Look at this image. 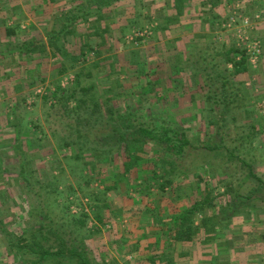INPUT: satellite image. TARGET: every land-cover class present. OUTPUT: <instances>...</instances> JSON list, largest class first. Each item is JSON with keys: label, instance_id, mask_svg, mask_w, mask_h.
<instances>
[{"label": "rangeland", "instance_id": "374dc122", "mask_svg": "<svg viewBox=\"0 0 264 264\" xmlns=\"http://www.w3.org/2000/svg\"><path fill=\"white\" fill-rule=\"evenodd\" d=\"M253 1L257 4V0ZM144 2L135 0L137 7ZM236 2L246 6L244 0ZM147 13L150 14V11L146 10ZM149 19L148 22L155 20L153 17ZM94 22L91 25L96 26L97 37L86 39L85 33L78 39L74 26L65 36L54 40V45L49 43L55 55L53 58H56L53 61L60 64L47 80H59L60 83L65 76L73 75L76 106L71 97L58 103L60 98L51 96L54 89L46 92L45 85H40L47 81L44 80L39 86L43 88L47 102L39 96L36 100L38 104L32 106L31 113L20 110V133L32 134L35 130L42 137L36 132V136L28 138L30 141L26 146L23 142L27 141H23L19 149L25 148V151H19L17 160L14 156L16 151L14 155L6 154L8 163L16 160L15 165L21 167L5 165L0 177V264H31L38 260L36 252L40 248L57 247L61 245V239H69L74 232L81 239L87 231L74 225L76 217L73 214L81 217L83 212L89 216L87 228L90 233L84 242L87 247L84 257L88 264L107 261L114 264L112 260L116 264H145L138 262L134 254L131 255L133 259H128L129 253L121 251L117 254L114 253L117 250L113 252L109 249L113 232L117 230L115 235L122 244L131 241V235L126 233V222L120 223L118 228L109 222V214L121 218V222L126 213H123L126 208L123 201L131 205L137 203L136 206L146 202L148 208L152 207V201H156L155 209H158L166 206V201L171 202L174 196L182 198L195 193L215 197L217 206L225 207L219 214L222 219L231 220L240 213L244 219H249L254 214V222H259L260 234L255 238L263 243L264 252V54L260 70L256 72L257 80L261 82L260 89L250 91L247 103L237 111L236 120L231 123L230 135L221 145L219 137L214 134L215 128L210 125L206 92L184 50L207 44L221 46L222 43L215 42L214 38L209 40V34L205 40L186 39L180 44L182 53L179 51L176 56L166 57L167 51L169 53L165 49L167 44L163 46L155 39L148 41L155 29L152 31L150 27H145L149 24L147 22H135L138 29L132 33L126 31L125 36L130 34L119 43H116L113 29L111 31L109 27L112 25L107 24L109 30L102 33L101 21ZM139 30H147L149 34L142 40L131 39ZM199 36L205 37L203 32ZM90 47L97 48L99 54H95V50L87 51ZM36 50L41 51L42 46L38 45ZM84 50L87 52L82 56ZM34 51L30 50L28 54L38 52ZM64 92L60 93L68 94V88ZM130 111L143 116L145 121L165 119L177 128L187 129L194 146L209 143L215 148L212 151L190 148L192 153L184 159L172 157L176 164L183 163L181 167L168 166L170 170L167 172L158 168L159 182L165 181L168 175L174 180V189H167L164 199L153 185L152 191H147V186L152 184V169L166 162L163 149L158 150L153 144H141L133 140L132 135L126 146L114 141L116 126L122 118L129 116ZM36 118L41 120L37 122ZM257 123L261 124L260 127L252 132L250 126ZM130 152L131 157L128 156ZM153 158L154 161L151 160ZM187 162L190 165L186 166ZM124 163H128V167L130 165L126 167L130 172L125 169ZM16 171H19L20 178L14 174ZM85 199L88 202L84 203ZM17 206L19 209L14 210L17 214L13 215L11 208ZM71 206L77 207V213ZM39 207L42 209L40 213L37 211ZM145 210L148 209L145 207ZM98 217L106 222V226L101 223L96 225ZM226 233L236 240L241 236V232L232 233L230 229ZM19 238H22L21 243L31 244L22 249L25 257L15 246ZM254 243L253 252H257ZM82 244L76 243L78 252H81ZM165 258L169 262L172 256L168 254ZM155 262L151 263L157 264ZM259 262L264 264L262 253ZM39 264L83 263L75 255H56Z\"/></svg>", "mask_w": 264, "mask_h": 264}, {"label": "crops", "instance_id": "0c3cea01", "mask_svg": "<svg viewBox=\"0 0 264 264\" xmlns=\"http://www.w3.org/2000/svg\"><path fill=\"white\" fill-rule=\"evenodd\" d=\"M244 1L246 6L248 5L247 7L236 2V0L229 1V3L227 0H223L214 10H211V5H208L205 7L208 10L204 9L203 11V2H207L206 0H184V2L178 4L182 9L179 12V10L174 9L176 0H145L139 7H137L135 0H123L116 5L114 4L105 14L104 20L99 19L101 22L97 23L101 24L102 29L106 28L107 24L112 25L109 27L111 31L113 29L116 43H119L126 35V31L132 33L138 29V27L132 26L131 23L137 21L145 24L147 22L149 24L145 27H150L152 31L156 30V33H153L155 30L151 31L152 37L150 34L148 41L151 42L152 39H155L163 46L167 44L165 49L169 50V53L167 51L166 57H170V55L173 57L179 53L180 44L183 40H205L208 34L209 40L214 38L215 42L228 46L236 45L233 32L223 29L225 21L234 13L253 16L263 8V0H257V4L253 0ZM74 4L76 3H73V0H0V177L5 165L21 167V165L18 166L15 163L18 162L16 160L19 159V151L21 149V151H25V148L19 149L22 142L27 141V143L23 142L26 146L30 141L29 139L36 136V132L41 134L35 130L32 134L20 133L18 123L21 119L20 110L31 113L34 109L31 110L32 106L38 104L36 100L39 96H42L43 101L47 102V96L36 94V89L40 87L41 82L52 76L54 69L60 64V62L56 64L53 61L56 58H53L55 55L54 52H51L49 46V33L54 32L61 25V13L72 8ZM146 10H149L150 14H146ZM200 14L201 18L199 17ZM216 15L222 18L219 24L218 21L214 22ZM151 17L155 20L148 22ZM165 18L169 19L165 20ZM97 20V17H92L86 21H80L75 27L79 35L78 39L85 33H87L86 39L97 37L96 26L91 25V23H96L94 21ZM121 29L124 32L123 34ZM200 32H203L205 37L199 36ZM252 33L262 41L264 54V16L255 25ZM145 41L147 42L146 39ZM27 45L32 48L41 45L42 50L34 49V52L38 51L34 54H28L30 49L21 51ZM113 49L115 50V48ZM188 50H184L186 57H188ZM180 52L182 53V51ZM260 66L261 63L257 69L250 68L248 74L244 75L245 83L248 87H251L252 91L260 89L261 82H258V75H256V72L260 70ZM73 73L76 74L74 71ZM60 83L59 80H47L40 85H45L46 92L54 89L51 96L56 99L53 96L57 89L61 88ZM75 85L76 83L68 87V92L72 91L71 95L66 93L62 97V93L58 92L57 98H60L61 101L58 100V103L61 104L70 97L74 101L73 89ZM30 99H34V101ZM29 101L32 102L30 106L28 105ZM74 105L76 106L75 101ZM36 120L38 122L41 118H36ZM39 136L42 137V134ZM15 140L21 142L17 143ZM10 149L14 152H11ZM9 153L12 155L15 153L14 156L17 157L15 162L8 163L6 161V158H8L6 154ZM11 159L13 160L14 157ZM18 172L16 171L14 174L17 178H20ZM204 197L205 194L200 193L190 194L182 198L174 196L171 202L167 203L166 206L157 207L158 209H155L156 201H152L153 205L149 208L146 206V202H143L144 205L138 203V206H136L137 203L131 205L123 201L126 206L123 212H126L125 215L123 214L125 219L119 222L121 218H114L113 214V217L109 214L108 219L118 228L125 221L126 233L131 235V241L128 244H122L118 235H115L117 230L113 232L114 238L113 241L109 242V249L113 252L117 250L114 252L117 254L121 251L127 255L129 253L126 257L128 259L137 256L138 262L145 264H152L151 258L155 259L157 264H165L168 261L165 256L168 254L172 256L171 261L173 264H262L259 259L261 253L264 255L263 243L258 242V237L255 238L256 235L260 234H258L259 222H254V214L249 219H244L241 213L231 220L229 218L222 219L219 214L224 210L217 206V202H215L216 207L205 209L204 217L201 214L196 215L194 218L195 234L183 240H173L174 237L168 241L165 240L163 236L165 224L170 222L173 225L172 227H177L174 222L175 216L172 213L190 207L192 201H203ZM145 207L148 210H145ZM15 209H19V207L11 208L13 215L17 214L14 211ZM157 218L163 221L154 224L153 220ZM228 228L232 233L241 232V236L237 237V240L229 237L227 233L225 234L229 230ZM232 239L235 241H232ZM253 243L257 246V252H253L255 249L252 246ZM165 245H167L168 252L165 251ZM132 254L134 255L131 256ZM114 257L118 259L117 256L114 255ZM111 262L116 264L113 260ZM103 264L111 263L107 261Z\"/></svg>", "mask_w": 264, "mask_h": 264}, {"label": "trees", "instance_id": "16d2710c", "mask_svg": "<svg viewBox=\"0 0 264 264\" xmlns=\"http://www.w3.org/2000/svg\"><path fill=\"white\" fill-rule=\"evenodd\" d=\"M121 1L123 0H73V3L76 4H74L72 8L61 13V25L54 32L49 33V43L54 45V40H56L59 36H64L66 32L70 31L72 27L78 25L80 21H86L92 17H97V19L103 21L107 11L114 4L116 5ZM206 1L207 2H203V11L204 9L208 10L205 8L208 5H211L210 9L214 10L221 2H223V0ZM229 1L231 0H227L228 3ZM179 2H184V0H176L174 9H177L179 12H181L182 9L180 5H178ZM199 17L201 18V14ZM219 17L216 15L214 22H220ZM169 18H165V20H168ZM214 22H212V24H214ZM131 25L135 27L137 26L135 22L131 23ZM108 30L109 27L104 28L103 33H106ZM121 33H124L122 29ZM25 48H23L21 51L27 49L36 50L35 47L32 48L28 45L25 46ZM93 50H95V54H99V52L94 49V47L87 48V51ZM87 51L84 50L82 52V56H84L86 54L85 52ZM187 56V58L190 60V65L194 66V69L199 76L198 78L201 80L202 89L206 92V100L209 109L208 111L211 115L210 125L213 126V129L215 128L214 134L215 136L219 137V143L222 145V143L226 141V137L230 135L229 129L231 123H233V121L235 122L236 120L237 111L243 108V105L246 102V97L252 90L251 87L246 85L244 78V75L248 74L250 71V65L248 63L247 56L235 44L228 46L223 43L221 46H217V44H207L203 47L190 48L187 51ZM66 90L67 89L58 88L53 97H57L58 92H64ZM61 96L63 97L65 95ZM127 115L129 116L122 118L120 124L116 126L114 141L126 146L128 138L132 135V139L140 142L141 144H153L158 150L161 148L163 149L162 151H164L165 157L167 158L165 159L166 162L162 166L157 165L154 169H152V184L151 186H147V191H152V185L157 187V190L162 193L163 199L165 197V193H167V189H170L171 191L174 189V180L172 179L171 175H168L165 177V181L159 182L157 180L158 168H162L164 172H167L170 170L167 169L168 166L170 168L181 167L180 164L183 163L176 164V160L173 161L172 157L184 159L186 156H188V153H192L190 148H204L206 151H212L215 149L214 146L210 147L209 143H204L200 146H194L192 139L187 133V129L177 128L174 124L165 119L145 121L143 116H139V114H136L132 111H130ZM121 117L123 116H120V118ZM260 125L261 124L259 123L252 124L250 126V130L253 132V130H257L256 128H259ZM134 134L135 137L133 138ZM135 153L137 152L135 151ZM128 156H132L131 152L128 153ZM151 160L154 161V158ZM187 165L190 164L187 162L186 166ZM123 166L126 170L130 167V165L128 167V163H124ZM127 172H130V169H128ZM182 173L184 172L182 171ZM177 188L179 189L178 186ZM148 194L150 195V193ZM169 202V200L166 201V204ZM215 202V197L211 198L210 195L206 193L203 201H192L190 207L173 212L172 214L175 216L174 222L177 227H172L173 225L172 223L170 224V222L165 224V227L163 228V236L165 237V240L168 241L171 238L173 239V237V240H183L195 234L194 218L197 214H201L204 217L205 209L216 207ZM221 208L224 210L225 207ZM67 209H70V203L67 206ZM41 210V207H39L37 209L38 213H40ZM154 214L156 213L154 212ZM73 216L76 217L73 220L74 225L79 226L81 229L85 228V231H87L85 232V236H82L80 239L77 233L74 232V235L70 236L69 239L66 238V240H68L70 243L65 239H61L62 243L59 242L61 245L57 247L40 248V250L36 252L39 256L38 260H35L34 262L32 261L31 264H39L47 258L56 255H75L77 258L81 259L83 264H88L84 257L87 248L86 245H84V242L86 239H88V235L90 233L89 229L87 228V220L89 216L86 212H83L81 217H77L75 214H73ZM158 221L162 222L163 220L157 218L156 220H153V223L156 224ZM98 223H101V225H106V222H104L101 217L97 218V226H99ZM19 239L20 240H18V242L16 241L15 246L19 249L21 255L25 257L22 249L30 247L31 244L29 242L21 243L22 238ZM76 243H83L81 246V252H78ZM151 260L152 262L155 261L153 258H151ZM165 264H173V262L169 261Z\"/></svg>", "mask_w": 264, "mask_h": 264}, {"label": "built area", "instance_id": "2783aa9c", "mask_svg": "<svg viewBox=\"0 0 264 264\" xmlns=\"http://www.w3.org/2000/svg\"><path fill=\"white\" fill-rule=\"evenodd\" d=\"M264 16V0H263V8L260 12H257L253 16H243L234 13L229 17L227 21L223 24V29L231 30L234 34L236 46L247 56L248 63L250 68L257 69L260 64V60L263 54V43L258 38L255 37L252 31L255 29V25L258 24ZM148 31H137L134 32L131 39L138 40L139 38L144 39V36L148 35ZM140 39V40H142ZM74 81L73 75L65 76L60 83L62 89H66L72 84ZM36 94H44L45 92L43 88H38ZM54 102V101H53ZM32 104L31 101L28 102L30 106ZM88 202V199H85L84 203ZM74 209V212L77 213V208L75 206H71Z\"/></svg>", "mask_w": 264, "mask_h": 264}]
</instances>
